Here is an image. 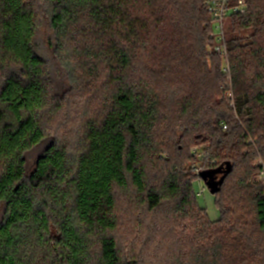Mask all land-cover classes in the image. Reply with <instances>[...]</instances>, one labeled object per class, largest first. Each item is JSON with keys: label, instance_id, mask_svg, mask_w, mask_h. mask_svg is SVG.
Wrapping results in <instances>:
<instances>
[{"label": "trees", "instance_id": "1", "mask_svg": "<svg viewBox=\"0 0 264 264\" xmlns=\"http://www.w3.org/2000/svg\"><path fill=\"white\" fill-rule=\"evenodd\" d=\"M206 1L0 0V264H264V0L229 17L232 99ZM80 75L108 96L70 147L45 118ZM203 172L216 222L197 203ZM118 191L169 208L131 258Z\"/></svg>", "mask_w": 264, "mask_h": 264}, {"label": "rangeland", "instance_id": "2", "mask_svg": "<svg viewBox=\"0 0 264 264\" xmlns=\"http://www.w3.org/2000/svg\"><path fill=\"white\" fill-rule=\"evenodd\" d=\"M228 23L229 17L226 18L224 22L226 37L229 36L230 32ZM51 36L52 34L48 29V26L43 23L42 28L38 33L39 51L49 62H51L53 58V51H50L51 46L49 45V40L52 38ZM221 58L223 59L222 67H224L229 63V59L226 58L228 61L227 63L226 59L222 56ZM80 79L83 80L75 91L71 92L65 100L60 102L62 109L57 111V113L52 110L50 112L49 110L45 118L47 123L46 129L51 134L50 138H53L52 136H57L63 143L68 144L70 147L77 144L82 137L83 124L86 120L96 119V116L99 115L101 109L100 106L108 96V93L103 90L104 80L102 78L97 80L95 77H87L85 75V77L82 76ZM223 88L226 90V97L229 92L233 93L232 80L230 78L225 79ZM190 164L191 166H189V168L191 171L196 170L201 166L200 161L196 163L191 162ZM256 182H258V176ZM204 186L206 187L204 181H197L194 184V190H196L198 194L200 187L202 188ZM137 199V195L133 192L127 193L118 191L117 207L120 225L115 236H117L119 246L121 250H123L124 255L129 258L143 253V248H145L146 242L150 239V232H152V229L155 227L153 225L166 224L167 220L165 216L167 212H169V208L167 207L160 215H153L146 211L144 207H141ZM197 203L202 208L206 209L207 215L211 221H219L220 211L215 203V197L209 189L205 191L204 195H198ZM152 237L155 236L153 235ZM145 254L147 255V253Z\"/></svg>", "mask_w": 264, "mask_h": 264}, {"label": "built area", "instance_id": "3", "mask_svg": "<svg viewBox=\"0 0 264 264\" xmlns=\"http://www.w3.org/2000/svg\"><path fill=\"white\" fill-rule=\"evenodd\" d=\"M207 11L210 17L211 33L210 38L213 40V50L220 54L224 59L227 58V45L226 35L224 30V22L226 18L232 14H239L244 12L247 8V0H207ZM227 61V59H226ZM228 63V61H227ZM223 68V73L227 78L231 79V70L229 63ZM228 98H233L232 92H229ZM233 104V103H232ZM227 126L223 125V129ZM203 157V153L199 155V158ZM258 170V183L264 187V160L260 158L257 163ZM198 195H204L207 190L206 187H200Z\"/></svg>", "mask_w": 264, "mask_h": 264}, {"label": "water", "instance_id": "4", "mask_svg": "<svg viewBox=\"0 0 264 264\" xmlns=\"http://www.w3.org/2000/svg\"><path fill=\"white\" fill-rule=\"evenodd\" d=\"M200 175H201L202 179L204 180L207 188L210 191L214 192V190H215L214 188L217 186V184L214 183L211 179H209V178H211V175H209L207 172H203Z\"/></svg>", "mask_w": 264, "mask_h": 264}]
</instances>
